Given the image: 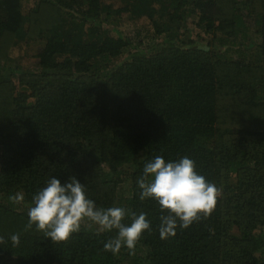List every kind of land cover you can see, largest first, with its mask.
<instances>
[{
  "label": "trees",
  "instance_id": "trees-1",
  "mask_svg": "<svg viewBox=\"0 0 264 264\" xmlns=\"http://www.w3.org/2000/svg\"><path fill=\"white\" fill-rule=\"evenodd\" d=\"M23 1L0 0V264H264V0ZM157 155L220 189L167 239L136 183ZM71 176L98 206L147 214L132 254L87 221L63 242L28 227L34 193Z\"/></svg>",
  "mask_w": 264,
  "mask_h": 264
},
{
  "label": "clouds",
  "instance_id": "clouds-1",
  "mask_svg": "<svg viewBox=\"0 0 264 264\" xmlns=\"http://www.w3.org/2000/svg\"><path fill=\"white\" fill-rule=\"evenodd\" d=\"M141 200L151 199L166 215L160 216L158 233L161 239L176 235L178 228L187 229L202 217L206 218L215 207L220 189L196 171L194 160L188 156L166 161L157 155L146 161L136 181ZM15 204L23 202V195L9 197ZM28 227L35 225L44 230L52 242L67 241L79 231L82 222L97 225L104 232H115L107 240L104 250L118 254L122 247L132 254L145 232L151 231L147 214L130 213L124 207L98 206L87 195L86 187L75 176L66 181L49 178L32 196L28 208ZM130 223L125 224V217ZM5 238L0 236V244ZM8 242L20 245V236L12 234Z\"/></svg>",
  "mask_w": 264,
  "mask_h": 264
},
{
  "label": "rangeland",
  "instance_id": "rangeland-1",
  "mask_svg": "<svg viewBox=\"0 0 264 264\" xmlns=\"http://www.w3.org/2000/svg\"><path fill=\"white\" fill-rule=\"evenodd\" d=\"M33 1L32 0H25L22 2V5H23V9H28V8H31L33 6ZM124 30L127 32V33H134L136 30L139 29V24L138 23H133V22H128L124 25ZM24 50L20 49V48H15L13 50L10 51V55L13 57V58H19L21 56H24L25 53H23ZM27 54H29L27 52Z\"/></svg>",
  "mask_w": 264,
  "mask_h": 264
}]
</instances>
